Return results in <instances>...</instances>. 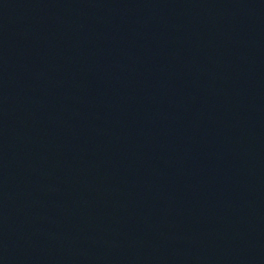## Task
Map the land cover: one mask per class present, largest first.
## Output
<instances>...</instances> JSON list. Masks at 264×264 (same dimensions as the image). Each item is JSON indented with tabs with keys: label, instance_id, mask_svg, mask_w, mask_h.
I'll list each match as a JSON object with an SVG mask.
<instances>
[{
	"label": "water",
	"instance_id": "1",
	"mask_svg": "<svg viewBox=\"0 0 264 264\" xmlns=\"http://www.w3.org/2000/svg\"><path fill=\"white\" fill-rule=\"evenodd\" d=\"M0 264H264V0H0Z\"/></svg>",
	"mask_w": 264,
	"mask_h": 264
}]
</instances>
